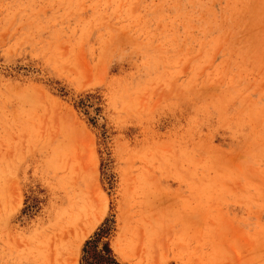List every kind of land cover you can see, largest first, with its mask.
<instances>
[{
	"label": "rangeland",
	"instance_id": "rangeland-1",
	"mask_svg": "<svg viewBox=\"0 0 264 264\" xmlns=\"http://www.w3.org/2000/svg\"><path fill=\"white\" fill-rule=\"evenodd\" d=\"M106 244L264 264V0H0V264Z\"/></svg>",
	"mask_w": 264,
	"mask_h": 264
},
{
	"label": "trees",
	"instance_id": "trees-1",
	"mask_svg": "<svg viewBox=\"0 0 264 264\" xmlns=\"http://www.w3.org/2000/svg\"><path fill=\"white\" fill-rule=\"evenodd\" d=\"M88 251V250H87ZM91 255L93 257V260H95L94 263H103V264H109L110 262H114V258L111 254V250L108 247V245H104L102 250H96L94 247L91 248ZM93 262H89V264H92Z\"/></svg>",
	"mask_w": 264,
	"mask_h": 264
}]
</instances>
